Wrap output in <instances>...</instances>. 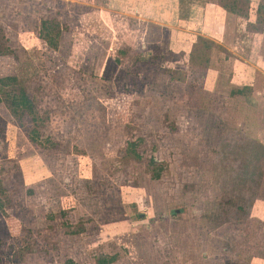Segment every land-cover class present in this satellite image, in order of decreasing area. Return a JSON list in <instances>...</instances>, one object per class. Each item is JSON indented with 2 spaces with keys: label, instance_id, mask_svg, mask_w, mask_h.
Masks as SVG:
<instances>
[{
  "label": "rangeland",
  "instance_id": "1",
  "mask_svg": "<svg viewBox=\"0 0 264 264\" xmlns=\"http://www.w3.org/2000/svg\"><path fill=\"white\" fill-rule=\"evenodd\" d=\"M104 2L0 0V78L33 101L13 113L0 94V264H252L264 0H178L185 50Z\"/></svg>",
  "mask_w": 264,
  "mask_h": 264
},
{
  "label": "crops",
  "instance_id": "2",
  "mask_svg": "<svg viewBox=\"0 0 264 264\" xmlns=\"http://www.w3.org/2000/svg\"><path fill=\"white\" fill-rule=\"evenodd\" d=\"M175 4L177 6H175ZM93 6H95V5H93ZM167 6H171V8H168ZM178 7H179L178 0H177V2H176V0H153V6L152 7H146L148 9H150L151 12H150V10H147L145 8V0H105L103 5L100 6L101 9L113 12V14L117 13L120 15H126V14L132 13L136 16H137V14L139 16V13L143 14L141 12V10H142V8H144V17H143L144 21L148 20L147 17H150V19L152 21H154L153 23H155L156 25L166 27L169 30L168 36L170 38V40H168L167 44L170 45L171 48L180 46L181 49H184V45H187L189 42L182 41V40L178 39L177 33H178V31H182V32L190 31V32H192V30H191V28H187L186 26L182 25L179 22L180 21L179 20L180 19V13L178 11L179 10ZM209 7H210V9L212 8L211 2H207L204 10L206 9V10H208V12H210ZM200 9L201 8H199V10ZM213 11H215V10H211V13ZM207 13L203 14L202 17L207 16ZM202 19H203V26L206 28L205 30L208 33L210 32L213 37H215L217 35V33L221 36L225 35L224 31H226V30L224 29V25L221 24V26H217L215 29V24H214V28L211 29L210 25H212V24L210 22H207L206 19H204V18H202ZM214 19L215 18L213 17V20ZM188 22L191 23L192 21H188ZM241 27H242V25H241ZM225 28H226V26H225ZM190 45H191V43H190ZM260 56L261 55H259L258 57H260ZM244 60L248 63L251 60L253 61V63H255V64L257 63V62H255L256 61L255 56H252V58L249 60H246V59H244ZM212 70L213 69H211L210 71H212ZM206 85H207V82H206ZM206 85H205V87H206ZM261 141H262V139H261ZM263 213H264V208H263ZM262 216H263V221H264V215H261L259 217H262ZM251 263L252 264H264V255H259V254L256 255L255 257L252 258Z\"/></svg>",
  "mask_w": 264,
  "mask_h": 264
},
{
  "label": "trees",
  "instance_id": "3",
  "mask_svg": "<svg viewBox=\"0 0 264 264\" xmlns=\"http://www.w3.org/2000/svg\"><path fill=\"white\" fill-rule=\"evenodd\" d=\"M15 79L16 77L11 75L0 78V94L2 95V99L13 113H21L24 112L25 110H32L33 101L25 90H21L18 94H16L12 90H6V87L10 83L15 81ZM31 139L33 140L34 138L31 136ZM132 144L134 146L137 145V143L135 142H132ZM137 155L138 157H141L139 154ZM116 260H117V254H112V255L104 254L96 258V263L113 264ZM63 264H80V263L73 258H67Z\"/></svg>",
  "mask_w": 264,
  "mask_h": 264
}]
</instances>
